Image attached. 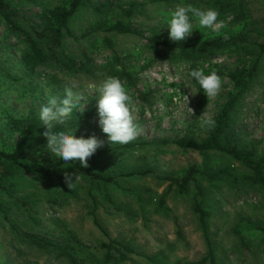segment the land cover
<instances>
[{
  "label": "rangeland",
  "instance_id": "obj_1",
  "mask_svg": "<svg viewBox=\"0 0 264 264\" xmlns=\"http://www.w3.org/2000/svg\"><path fill=\"white\" fill-rule=\"evenodd\" d=\"M60 1L11 0V4L28 29L39 24L45 6ZM240 1L248 14V38L252 44H260L264 40V0ZM92 4L73 18L75 37L65 42L68 55L88 59L78 73H63L49 65L28 71L22 60V38H9L0 18V148L19 142V133L8 125L10 116L24 118L34 110L39 117L47 99L62 97L69 87L82 98L81 106L73 109L65 123L86 115L73 135L95 136L102 142L99 148L116 145L98 123L94 93L108 77L107 66L115 63V56L120 59L117 68H125L136 79L134 85L122 81L133 101L131 115L138 135L130 143L136 145L117 149L119 178L107 188L108 196L78 172L66 170L78 192L76 197L56 202L54 196L42 195L44 191L37 185L38 190L22 194L29 210L18 203L7 204V216L0 214V264H106L104 244L110 239L135 250L125 260L115 253L116 264H212L207 259L210 250L218 264H264V233L258 229L264 226V185L250 182L251 171L226 154L212 151L203 155L176 143L183 137L202 140L208 136L209 130L202 129L200 122L209 116L215 119L233 90L232 82L222 76L218 95L207 98L186 75L187 69L181 72V65L188 62L177 50L149 41L152 36L170 39L164 19L177 5L216 10L213 0H92ZM97 5L108 9L111 21L120 17L121 6L133 9V16L123 21L138 33L107 32L99 27L95 23ZM236 16L230 11L217 17L225 25L220 33L193 29L186 39L235 33L243 26ZM254 59L250 53L223 51L210 57L205 67L231 72L251 65ZM141 94H147V100ZM232 133L240 149L254 147L258 155H264V55L260 78L234 112ZM194 164L213 171L226 169L229 175L215 183L197 176L182 194L167 178H182ZM196 199L208 212L207 231L194 209ZM32 233L71 247L76 261L61 249L43 251L30 246L28 235Z\"/></svg>",
  "mask_w": 264,
  "mask_h": 264
},
{
  "label": "trees",
  "instance_id": "obj_2",
  "mask_svg": "<svg viewBox=\"0 0 264 264\" xmlns=\"http://www.w3.org/2000/svg\"><path fill=\"white\" fill-rule=\"evenodd\" d=\"M218 11V16H223L230 11L237 14L239 21H243L242 28L235 33L212 34L200 39L173 42L152 36L149 41L152 45L161 46L166 49L177 50L192 68H200L207 75L215 71L220 77L226 76L233 84V90L229 93L226 102L215 117V127L209 130L208 136L202 140L193 137L178 139L177 145L184 149L194 150L200 154L208 152H221L232 157L234 160L244 164L251 175L248 180L256 185H264V155H258L257 150L240 149L235 144V135L232 133L233 115L240 99L255 86L261 73V58L264 55V40L262 43L252 44L248 38V14L245 5L240 0H213ZM86 6H93L92 0H62L56 4L45 6L39 16V24L32 25L26 29L20 20L18 11L12 6L11 0H0V18L6 26L9 38L18 37L25 44L22 52V60L30 72L37 68L49 65L63 73H78L86 67L85 60L68 55L65 42L68 38H74L71 21L79 10ZM95 12L99 15L95 23L104 27L107 32L138 33L123 18H131L133 9L121 6L119 18L115 21L107 19L108 9L103 5H97ZM227 37V38H225ZM264 38V37H263ZM231 51L238 54L250 53L255 57L249 66H243L231 72H224L217 67H205V62L212 56ZM115 63L107 66L108 77H117L126 81L128 85L135 84V77L125 68L118 69L120 59L115 56ZM196 83L194 80H192ZM123 83V82H122ZM147 100V94H141ZM86 115L72 123H64L54 127L53 131L68 132L75 129L84 120ZM8 125L19 133V142L10 148H0V214L7 216L8 205L11 202L30 209L29 204L22 198L25 191L43 189L42 195L55 197V201L76 197L78 192L66 183V170L78 172L88 180L92 186L104 191L108 196L107 188L117 183L119 175L116 166V151L122 147H132L136 144H116L108 148H97L95 153L87 158L88 166L82 167L78 160L65 163L59 157L50 153L46 147L44 132L46 126L41 124L34 110L24 118H8ZM124 175V174H122ZM229 175L228 170H210L205 165H191L182 178H167L177 185L178 191L185 194L189 185L196 182L197 176H201L217 182L219 179ZM33 183V186H32ZM38 185V186H37ZM198 194L203 196L204 192L197 185ZM96 207V205H95ZM194 209L199 214L201 226L207 231L208 212L202 207L201 201L194 202ZM97 222V219H95ZM258 229L264 233V226ZM208 238L207 233H205ZM29 244L38 250L61 249L72 261H76L71 254V247L59 246L51 240L38 234H29ZM106 253V264H116L115 253L119 254V260H125L127 253H135V250L127 243L117 239H110L104 244ZM71 249V250H70ZM212 264H218L213 250L209 257ZM205 259V261L207 260Z\"/></svg>",
  "mask_w": 264,
  "mask_h": 264
},
{
  "label": "clouds",
  "instance_id": "obj_3",
  "mask_svg": "<svg viewBox=\"0 0 264 264\" xmlns=\"http://www.w3.org/2000/svg\"><path fill=\"white\" fill-rule=\"evenodd\" d=\"M218 15L213 8L202 9L192 4L177 5L165 17L164 23L168 27L170 40L180 42L191 35L193 29H207L213 33H220L225 25L223 21L217 19ZM185 69L186 75L196 82L199 90H202L207 98L218 95L222 80L215 71L206 75L202 69L192 68L190 64L183 63L181 72ZM191 92L193 93L192 90ZM94 93L97 96L98 123L107 134L108 140L112 144L124 145L136 139L138 125L133 122L131 115L133 101L121 80L117 77H107L94 89ZM81 98L82 95L74 93L72 87L66 88L62 97L50 96L46 104L40 108L39 120L46 126L44 135L49 152L65 163L78 160L80 165L86 168L87 158L95 153L102 142L95 136L75 137L73 129L68 132L53 131L55 126L64 124L72 116L73 109L81 106ZM200 127L210 130L215 127V120L210 116L205 117L201 120ZM65 179L67 185L72 186L71 177L66 176Z\"/></svg>",
  "mask_w": 264,
  "mask_h": 264
}]
</instances>
